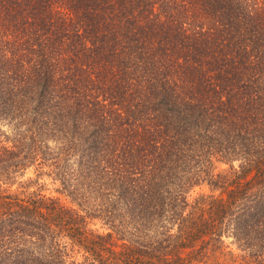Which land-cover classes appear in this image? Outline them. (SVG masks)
<instances>
[{
	"label": "trees",
	"instance_id": "16d2710c",
	"mask_svg": "<svg viewBox=\"0 0 264 264\" xmlns=\"http://www.w3.org/2000/svg\"><path fill=\"white\" fill-rule=\"evenodd\" d=\"M0 264H264V0H0Z\"/></svg>",
	"mask_w": 264,
	"mask_h": 264
},
{
	"label": "rangeland",
	"instance_id": "374dc122",
	"mask_svg": "<svg viewBox=\"0 0 264 264\" xmlns=\"http://www.w3.org/2000/svg\"><path fill=\"white\" fill-rule=\"evenodd\" d=\"M2 126L5 127V128H8V126L5 125V124H2ZM28 172L30 173L31 172V169H29ZM48 186L50 187L51 184H48ZM98 225L99 224H95L94 226H98ZM225 238L230 243L231 246L235 247V244H234V242L232 240V236L231 235H225Z\"/></svg>",
	"mask_w": 264,
	"mask_h": 264
}]
</instances>
